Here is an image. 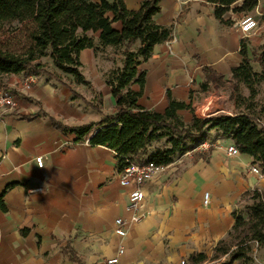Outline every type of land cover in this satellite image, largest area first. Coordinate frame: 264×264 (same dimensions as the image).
Returning a JSON list of instances; mask_svg holds the SVG:
<instances>
[{
  "label": "crops",
  "instance_id": "1",
  "mask_svg": "<svg viewBox=\"0 0 264 264\" xmlns=\"http://www.w3.org/2000/svg\"><path fill=\"white\" fill-rule=\"evenodd\" d=\"M243 1L223 16L230 24L216 18L208 0L161 1L155 22L171 27L172 39L156 45L141 65L147 73L142 107L163 113L170 91L191 103L198 117L236 112L229 87L201 92L200 85L205 66L231 78L242 61V39L251 50L264 46V21L248 34L239 27L246 15L259 23L264 0L252 12H234ZM124 2L136 10L142 0ZM101 61L110 63L91 49L81 53L83 74L92 84L88 87L65 86L43 75L7 77L8 87L19 95L16 108L0 107V264H99L120 247L125 249L123 264H179L198 253L210 257L232 229L243 196L254 189L263 194L264 182L249 170L251 157L239 153L228 158L225 147L232 141L217 136L207 159L187 154L178 161L182 165L166 166L146 182L140 209L144 218L131 222L126 211L130 188L119 184L115 152L77 141L74 133L53 125V120L69 127L98 123L114 113ZM30 76L33 82L26 89ZM98 103L100 112L94 107ZM179 114L186 122L193 116L186 110ZM37 157L43 158L42 168ZM205 193L210 194L208 206ZM119 217L128 222L124 238L114 232Z\"/></svg>",
  "mask_w": 264,
  "mask_h": 264
},
{
  "label": "trees",
  "instance_id": "2",
  "mask_svg": "<svg viewBox=\"0 0 264 264\" xmlns=\"http://www.w3.org/2000/svg\"><path fill=\"white\" fill-rule=\"evenodd\" d=\"M161 1L142 0L138 9L131 10L124 0H0V30L24 24L27 36V43L18 52L0 42V90L18 96L8 87L7 77L19 74L43 75L65 86H69L65 78H70L76 85L91 86L81 62V53L91 49L95 57L111 63L102 69V79L115 100V111L98 123L73 127L53 120L56 128L74 133L77 141L114 151L120 172L129 163L153 162L166 167L187 153L195 160L207 159L212 148L205 153L195 148L203 142L212 144L210 134L216 133L232 141L241 154L249 155L252 164L264 174V102L258 99L264 85V46L251 50L242 39V61L232 69L229 80L211 67H203L201 92L229 87L236 111L232 115L218 113L200 118L191 103L177 100L170 91L166 93L168 104L163 113L139 104L147 74L141 65L151 58L156 45L172 39V28L155 22ZM208 1L214 6L216 18L230 24L223 16L238 0ZM260 1L244 0L233 11L247 14ZM260 19L264 21V14ZM43 59H48L55 70L41 63ZM252 62L259 63V72L254 71ZM94 107L100 112V103ZM184 110L193 115L189 122L179 114ZM244 199L246 205L233 212L234 225L227 237L216 244L212 255H191L189 264H255L254 248H264V194L250 191ZM70 255L77 260L75 253Z\"/></svg>",
  "mask_w": 264,
  "mask_h": 264
},
{
  "label": "built area",
  "instance_id": "3",
  "mask_svg": "<svg viewBox=\"0 0 264 264\" xmlns=\"http://www.w3.org/2000/svg\"><path fill=\"white\" fill-rule=\"evenodd\" d=\"M239 27L242 33L248 34L253 30L258 28V22L252 16H244L239 22ZM33 78L30 76L25 81V88L30 89ZM0 107L16 108L17 101L14 96H12L6 90H0ZM215 147L214 143L203 142L199 144L195 150H209ZM225 153L228 158L235 157L239 155V150L232 144L225 147ZM190 154V153H187ZM38 167H43V158L37 157L35 159ZM165 167L157 165L153 162H148L143 165L137 163H129L120 173H119V184L123 187H129L130 193L128 196V204L126 211L130 217V221L134 223L140 222L144 215L141 213V204L144 200L145 194L143 187L146 182L154 179L160 173L164 171ZM250 172L256 175L260 181L264 182V174L261 172L259 167L253 165L249 168ZM254 191L259 192L262 195L261 189H254ZM210 202V194L205 193L203 197V204L208 206ZM127 225L128 222L119 217L115 220V234L124 238L127 236ZM125 254L124 247H120L116 255L111 258L105 259L99 264H123L121 262V257ZM133 264V263H131ZM179 264H188L186 260H181Z\"/></svg>",
  "mask_w": 264,
  "mask_h": 264
},
{
  "label": "rangeland",
  "instance_id": "4",
  "mask_svg": "<svg viewBox=\"0 0 264 264\" xmlns=\"http://www.w3.org/2000/svg\"><path fill=\"white\" fill-rule=\"evenodd\" d=\"M260 23V18H259V23ZM26 27L24 24H15L12 29H3L0 30V42H2V44L6 47L9 48L13 51H22V49L24 48L25 44L27 43V36H26ZM259 47H254V49L256 50ZM41 63H44L45 66L49 69V70H55V68L53 67L52 63L48 60V59H43L41 60ZM101 64L104 65L105 68H108L110 63L106 62H102ZM252 66L254 71L259 72L260 71V65L258 62H252ZM66 82L69 84H74L70 78H66ZM76 85V84H74ZM227 91V90H226ZM231 91V90H230ZM245 94H247V91L244 90L243 91ZM259 101L264 102V85L260 88V94L258 96ZM94 108V107H93ZM88 109H92V106L88 107ZM96 110V109H95ZM200 118L206 117V116H199ZM211 138L213 139V143L217 144L216 141H218V139H216V137L218 136L216 133H211L210 134ZM219 141H221V139H219ZM187 155V154H185ZM185 155L179 156L175 159V161L172 163L175 165H182V162H178L179 160L182 159H186ZM171 165V164H170ZM264 194V191H263ZM262 194V195H263ZM247 203V199H244L241 201L240 203V208L239 210H242L243 207L246 205ZM253 257L255 260V264H264V248H254L253 251Z\"/></svg>",
  "mask_w": 264,
  "mask_h": 264
}]
</instances>
